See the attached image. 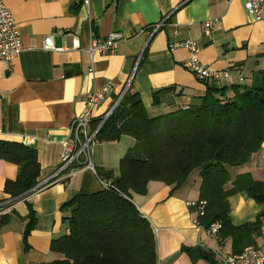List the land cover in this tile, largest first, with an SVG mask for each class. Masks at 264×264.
Returning a JSON list of instances; mask_svg holds the SVG:
<instances>
[{
    "label": "crops",
    "instance_id": "crops-1",
    "mask_svg": "<svg viewBox=\"0 0 264 264\" xmlns=\"http://www.w3.org/2000/svg\"><path fill=\"white\" fill-rule=\"evenodd\" d=\"M249 0H4L18 26L23 49L10 64L0 60V141L18 142L36 151L39 175L34 188L18 197L5 190L18 176V166L0 157V264H52L63 256L52 241L68 231L62 205L74 193L101 190L96 174L80 170L54 177L74 118L87 114L90 127L113 111L123 92H137L150 117L186 108L204 95L205 82L186 68L190 52L172 43L193 40L200 62L229 77L209 80L221 85L248 82L264 71V20L247 9ZM163 24L156 28V24ZM210 20L207 31L204 22ZM120 34L112 54H89L92 39ZM52 36L61 50L42 47ZM240 74L243 76L240 79ZM108 90L103 98L90 96ZM168 88V89H166ZM166 89V90H164ZM159 90H164L158 92ZM124 92V93H125ZM155 92H158L154 94ZM135 145L123 135L118 141L97 142L96 173L119 174L120 159ZM232 179L249 174L264 181V143L250 161L230 168ZM47 183L44 187L39 185ZM200 169L178 188L150 181L145 194L131 201L153 231L156 264H223L231 242H218L195 224L197 209L186 202L200 197ZM234 225L253 221L264 210L243 193L228 198ZM264 253V228L256 245ZM188 247L213 254V261L193 260Z\"/></svg>",
    "mask_w": 264,
    "mask_h": 264
},
{
    "label": "trees",
    "instance_id": "trees-1",
    "mask_svg": "<svg viewBox=\"0 0 264 264\" xmlns=\"http://www.w3.org/2000/svg\"><path fill=\"white\" fill-rule=\"evenodd\" d=\"M204 82L203 96L158 117L147 114L137 92L126 90L96 135L99 142L118 141L123 135L135 139L134 147L120 159L118 175L112 170L97 172L111 179L119 192H78L62 205L70 211L63 217L68 231L52 241V251L63 256L52 264H156L152 228L130 200L131 194H145L150 181L178 188L195 169H200L199 199L206 201L204 214L197 216L200 226L207 229L220 222L219 235L230 240L233 254L256 245L264 228V210L253 221L234 225L228 198L243 193L264 204V181L249 174L232 179L230 174V168L250 161L264 143V71L252 72L248 82ZM0 157L19 169L5 190L12 197L30 192L39 175L36 151L0 141ZM186 251L193 260L214 262L213 254L200 247Z\"/></svg>",
    "mask_w": 264,
    "mask_h": 264
},
{
    "label": "built area",
    "instance_id": "built-area-1",
    "mask_svg": "<svg viewBox=\"0 0 264 264\" xmlns=\"http://www.w3.org/2000/svg\"><path fill=\"white\" fill-rule=\"evenodd\" d=\"M87 4L88 0H84ZM247 9L252 13L256 20H264V0H249L247 2ZM163 24V20L156 24V28ZM204 27L208 31L212 22L210 20L204 22ZM120 34L111 32L103 39L94 38L89 47V54H112L115 52L116 41ZM42 47L46 50H61L54 44L52 36H46L43 40ZM184 47L190 52V58L185 62L187 69L191 70L198 79L219 80L229 77L228 70H214L202 64L198 58L199 47L193 40H186L171 44V48ZM23 46L18 32V26L13 19L11 12L6 7L4 0H0V60L10 64L22 51ZM243 76L240 74V79ZM108 90L105 86L101 91L96 92L90 96V102L96 103L103 98V93ZM125 92V91H124ZM124 93L120 96H122ZM121 100V99H120ZM120 102V101H119ZM106 117L99 123V125L92 129L90 127L91 118L87 114H82L71 122L70 125V140L64 143L63 151L59 156V166L54 173V177L65 173L67 177L75 175L80 170H89L98 177L101 189L113 190L119 192L111 179H105L98 176L93 162L94 146L98 142L96 135L105 121ZM47 183H42L39 188L44 187ZM187 206H192L197 209V216H202L205 212L206 201L197 199L186 202ZM4 204H0V215L4 210ZM196 225H200L198 219L194 221ZM221 228L220 222H213L206 229L208 236L215 239L220 248L223 244V239L219 235ZM223 264H264V253L257 246H247L240 253H228L221 258Z\"/></svg>",
    "mask_w": 264,
    "mask_h": 264
},
{
    "label": "water",
    "instance_id": "water-1",
    "mask_svg": "<svg viewBox=\"0 0 264 264\" xmlns=\"http://www.w3.org/2000/svg\"><path fill=\"white\" fill-rule=\"evenodd\" d=\"M124 93V92H123ZM121 97L119 98V100L117 101L116 105L119 103ZM112 111H110L108 114H107V117L109 116V114L111 113Z\"/></svg>",
    "mask_w": 264,
    "mask_h": 264
}]
</instances>
